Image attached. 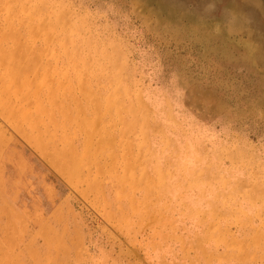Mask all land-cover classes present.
I'll use <instances>...</instances> for the list:
<instances>
[{
    "label": "rangeland",
    "instance_id": "obj_1",
    "mask_svg": "<svg viewBox=\"0 0 264 264\" xmlns=\"http://www.w3.org/2000/svg\"><path fill=\"white\" fill-rule=\"evenodd\" d=\"M0 46V264H264V0H0Z\"/></svg>",
    "mask_w": 264,
    "mask_h": 264
},
{
    "label": "bare ground",
    "instance_id": "obj_2",
    "mask_svg": "<svg viewBox=\"0 0 264 264\" xmlns=\"http://www.w3.org/2000/svg\"><path fill=\"white\" fill-rule=\"evenodd\" d=\"M13 52L6 50L5 48L0 46V62H5L6 64H8L10 67V69L8 70L7 75L11 78L13 76H15V71L13 72L12 67L18 65H22L24 67H28L31 68V66L33 65L34 60L32 58H25V57H16L14 54H12ZM71 53V52H70ZM71 58V57H70ZM81 78V75H78V79ZM79 81H83V80H79ZM82 83V82H81ZM84 85V89L86 91V94L90 97V103H89V108H82L79 107L77 111L73 112L71 115H69L67 117V119L72 120V121H76L77 120V124L79 126V129L81 130H89V132L92 131H96L99 133V135L102 134V137L100 138V140L97 142V145L100 148H104L107 149V151H110V148L115 149V144L117 142V136L115 135H109V133L107 131H103L102 130V124H100V121L98 122V120L101 121H105V116L109 115L110 117L113 116L112 114H114V112H117L116 114L119 115V117L121 118V122L124 123V125L126 124L128 126L129 129H132L134 127L137 126L138 122L137 120H134L135 118L133 117L134 115H132V110L130 107H127L126 109L120 111V108L122 109L124 107L123 102L122 103H117L113 102L112 99L113 97L116 95H112L107 97V104L106 106L109 105V107H107V109L101 108L100 106H102V104L100 103V101L96 98V93L91 89V87L89 85H87V83L84 81L83 83ZM117 96H115L116 99ZM49 98L52 102L56 101L57 96L55 95V93L53 91H51L49 93ZM127 104V103H126ZM118 106L119 109L116 107ZM23 108V107H22ZM27 108V107H26ZM25 109V108H24ZM117 110V111H116ZM126 114V117L128 118L129 122H127V120H125L124 118V113ZM23 114H29V110L28 108L22 111ZM122 113V114H121ZM127 113L129 115H131V118H129L127 115ZM93 114V115H91ZM91 115V116H90ZM170 116V115H169ZM79 117V118H78ZM118 117V118H119ZM82 118V122L80 121ZM134 118V119H133ZM157 121V120H156ZM170 122V121H169ZM139 123V122H138ZM154 123V122H153ZM175 123V122H174ZM156 125V124H155ZM154 125V126H155ZM161 125V124H160ZM153 126V127H154ZM149 129V128H148ZM158 129V128H157ZM163 130V129H161ZM146 131V130H145ZM141 132V131H140ZM167 136V135H166ZM191 144V142H190ZM148 145V144H147ZM170 145V144H169ZM145 149V148H144ZM159 152V151H158ZM147 153V152H146ZM86 154V153H85ZM158 154V153H157ZM135 155V154H134ZM148 156V155H147ZM128 162L131 161V158L129 155H126ZM142 158V157H141ZM144 158V157H143ZM148 159V158H147ZM140 160V159H139ZM161 160V159H160ZM159 161V160H158ZM162 161V160H161ZM164 162V161H163ZM128 168V165H127ZM136 170V169H135ZM130 173L131 176H133L132 174H135L136 172L134 170H129L128 171ZM200 174V173H199ZM138 176V175H137ZM198 176V175H197ZM200 178V176H199ZM140 181V179H138ZM193 180V179H192ZM190 180V181H192ZM152 181V180H151ZM149 182V181H147ZM153 182V181H152ZM196 182V181H195ZM264 182V181H263ZM141 183V182H140ZM163 183V182H162ZM256 183V182H255ZM120 184V183H119ZM124 185V184H123ZM160 185V184H159ZM260 185V184H259ZM263 185V184H262ZM119 186V185H118ZM117 186V187H118ZM133 187V186H132ZM127 189V186H126ZM238 190V189H237ZM253 194V193H252ZM179 195V194H178ZM177 195V196H178ZM208 195V194H207ZM254 195V194H253ZM259 195V194H258ZM257 195V196H258ZM232 197V196H231ZM260 198V197H259ZM187 199V198H186ZM188 200V199H187ZM167 201V200H166ZM144 203V202H143ZM210 207V206H209ZM137 210V209H136ZM263 210V208H262ZM216 211H214L215 213ZM213 213V214H214ZM262 213V211H261ZM258 229V228H257ZM221 230V229H219ZM218 231V230H217ZM222 232V231H221ZM261 233V232H260ZM219 234V233H218ZM225 234V233H224ZM246 235V233H245ZM244 235V236H245ZM250 235V234H248ZM230 237V236H229ZM241 237V236H240ZM257 237V236H256ZM221 238V237H220ZM249 238V237H248ZM245 239V238H244ZM231 240V239H230ZM199 242V241H198ZM208 257V256H207Z\"/></svg>",
    "mask_w": 264,
    "mask_h": 264
}]
</instances>
